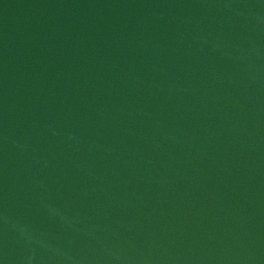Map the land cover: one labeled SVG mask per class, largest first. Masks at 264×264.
I'll use <instances>...</instances> for the list:
<instances>
[{
  "label": "water",
  "instance_id": "obj_1",
  "mask_svg": "<svg viewBox=\"0 0 264 264\" xmlns=\"http://www.w3.org/2000/svg\"><path fill=\"white\" fill-rule=\"evenodd\" d=\"M0 264H264V0H0Z\"/></svg>",
  "mask_w": 264,
  "mask_h": 264
}]
</instances>
